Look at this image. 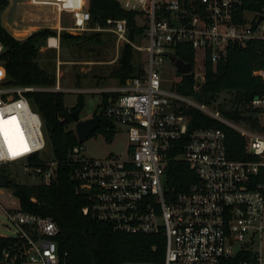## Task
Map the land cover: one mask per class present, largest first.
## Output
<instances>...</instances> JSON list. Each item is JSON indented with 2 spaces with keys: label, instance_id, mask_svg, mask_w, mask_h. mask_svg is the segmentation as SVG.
Returning a JSON list of instances; mask_svg holds the SVG:
<instances>
[{
  "label": "built area",
  "instance_id": "1",
  "mask_svg": "<svg viewBox=\"0 0 264 264\" xmlns=\"http://www.w3.org/2000/svg\"><path fill=\"white\" fill-rule=\"evenodd\" d=\"M27 2L52 7L58 32L108 31L117 45L129 43L148 53L142 73L106 89L116 95L99 110L100 116L113 123V129L117 124L125 127L127 157L85 158L80 144L70 149L69 159L76 164L72 173L78 183L76 191L88 201L83 214L109 223L115 231L161 235L162 264H250V259L254 264H264L261 251L253 248L255 240L264 247V181L257 179L264 168L263 119L258 124L254 117L255 128L235 126L220 109H210L209 104L178 93L173 84L179 79L169 88L162 79L163 64L172 63L169 56L177 43H190L194 52H208L210 61L216 64L229 42L244 46L251 39L264 41V0L256 11L242 10L241 0H119L122 9L135 12L136 20H143L141 37L145 35L149 41L145 47L130 41L125 18H107L104 26L94 19L95 25L91 26L87 0ZM63 14L71 25H61ZM49 37L47 45L56 47L49 44ZM2 50L0 42V54ZM203 73H194L195 80L202 83ZM254 74L264 79V68ZM5 79L0 62V121L16 117L27 149H16L19 155L13 156L0 135V165L18 164L37 178L36 184L48 185L55 178L58 160L44 155L47 141L43 122L24 94L39 88L8 85ZM51 89L60 90L59 84ZM248 106L264 118V87ZM190 107L235 129L245 139V153L256 159L232 158L222 128H190ZM171 161L186 163L194 176L182 190L167 181ZM3 211L14 230L0 248V261L67 264L66 253L58 251L55 236L59 226L52 217L19 208Z\"/></svg>",
  "mask_w": 264,
  "mask_h": 264
},
{
  "label": "trees",
  "instance_id": "2",
  "mask_svg": "<svg viewBox=\"0 0 264 264\" xmlns=\"http://www.w3.org/2000/svg\"><path fill=\"white\" fill-rule=\"evenodd\" d=\"M7 5L8 0H0V15ZM260 6L261 0H241L240 8L256 11ZM87 7L91 17L101 26L105 25L107 18H125L130 41H136L141 37L143 27L138 26L136 13L122 9L119 0H87ZM99 34L95 32L89 38L98 41ZM48 36H56V31L45 27L33 31L24 39H17L2 24L0 16V42L3 46L0 62L6 72L4 83L39 88L26 91L24 94L41 117L46 141L52 156L58 160L55 178L48 185H23L10 181L11 188L18 197L19 209L50 216L56 221L59 232L55 240L59 253L61 255L66 253L67 264H122L125 261L162 264L164 240L161 235L115 231L109 223L83 214L82 208L88 201L83 193L76 191L78 183L72 178L76 164L69 159L70 149L79 143L73 127L70 126L73 123L71 112L76 109L80 111L83 106V93H79L77 103L69 109L63 103V91L51 89L56 83L55 75L43 68L38 61L40 47ZM59 37L61 40H75L80 35L62 31ZM172 54L194 65L195 52L190 43H177ZM263 68V40L251 39L244 46L229 42L222 58L216 64L210 61L209 53L206 52L203 60L204 80L199 87H195L196 80L192 71L189 74L177 72L180 78L173 84V88L182 95L191 96L209 105L216 101L220 93H228L230 107L224 108L220 103L214 107L220 109L223 116L229 120H246L256 111L248 104L263 93L264 79L254 74L255 70ZM141 73L142 64L135 61L133 47L129 43H124L118 64L113 67L109 76L123 84L126 79ZM114 95H116L114 92H101V102L95 113ZM187 114L190 128H222L226 133L227 151L232 158L256 159L245 153V139L232 127L194 107L188 108ZM253 119L250 126L255 128L256 119ZM95 132L103 133L105 139L110 141L113 137V123L100 116L99 124L92 134ZM263 173L264 168H261L258 180L264 181ZM166 175L169 185L174 186L176 190H182L194 180L187 164L181 161H171L167 166ZM0 176L6 177L1 173ZM2 239L0 248L10 238L0 237V240ZM243 257L249 258L247 255ZM250 260V264H254L253 259ZM15 264L21 263L17 260Z\"/></svg>",
  "mask_w": 264,
  "mask_h": 264
},
{
  "label": "rangeland",
  "instance_id": "3",
  "mask_svg": "<svg viewBox=\"0 0 264 264\" xmlns=\"http://www.w3.org/2000/svg\"><path fill=\"white\" fill-rule=\"evenodd\" d=\"M1 22L6 29L17 39H24L33 31L48 27L56 31L58 37V46L56 48L47 47V37L42 42L38 61L40 65L55 75L56 84H59L60 90L63 91V103L71 109L78 100L79 93H83V106L79 111L80 119H89L93 116L97 106L101 102V92L119 85L115 78L109 76L110 71L118 64L123 45H117L115 36L108 31L99 32L98 41L95 38H89L94 31L78 32L61 30L58 32V23L56 13L52 7L32 5L27 0H8V5L1 12ZM141 26H145L142 19H137ZM61 25H71L70 19L63 14ZM67 31L73 35H80L75 40H61L59 34ZM49 37V44L57 45V38ZM56 38V39H55ZM134 44L145 47L149 44L147 36L143 35ZM134 49V48H133ZM205 53L201 49L195 52V62L193 65L194 73L202 74L203 60ZM134 59L140 62L142 66L147 63L148 53L134 49ZM180 77L177 70L166 61L163 64L162 79L164 86L169 88L171 83ZM55 86H53L55 88ZM229 94L222 92L218 95L216 101L208 105L210 109L220 103L222 107L229 108ZM245 114V113H244ZM257 117L258 124L264 118L253 113L246 120L233 121L227 119L235 126L242 127L250 125L253 118ZM256 121V120H255ZM43 122V121H42ZM242 122V123H241ZM257 124V122H256ZM74 129V122L70 125ZM15 129V130H14ZM17 127L9 126L0 128L1 135L8 149L16 140ZM44 131V127H43ZM45 133V132H44ZM18 136V135H17ZM83 146L82 155L85 158L99 159L109 155H119L127 157L129 142L126 129L124 126L117 124L113 129V137L107 141L103 133L95 132L88 136L83 142L78 143ZM10 151V150H9ZM45 156L52 155L51 149L47 143ZM0 173L5 174L12 182L31 185L36 184L37 178L23 171L18 164H1ZM19 208L18 197L13 192L11 185L0 186V235L12 236L14 227L8 221L5 210H16ZM264 240V231L262 233ZM253 248L261 251L264 257V247H260L258 240L253 243Z\"/></svg>",
  "mask_w": 264,
  "mask_h": 264
},
{
  "label": "water",
  "instance_id": "4",
  "mask_svg": "<svg viewBox=\"0 0 264 264\" xmlns=\"http://www.w3.org/2000/svg\"><path fill=\"white\" fill-rule=\"evenodd\" d=\"M178 14L182 15L183 13L179 12ZM90 25L91 26L95 25L94 18L91 19ZM176 25H179L178 21H176ZM169 59L178 73L189 74L192 72L193 65L191 63L184 62L181 59L177 58L175 55H170ZM200 84H201L200 79H197L196 86L199 87ZM71 117L73 118V121L75 122L74 131L76 134L77 141L79 143L83 142L85 139L88 138V136H90L94 132V130L97 128L99 121H100L99 111H97L92 118L80 119L79 109H76L71 112ZM6 185H10V180L4 176H0V186H6ZM0 264H4V263L0 261Z\"/></svg>",
  "mask_w": 264,
  "mask_h": 264
},
{
  "label": "bare ground",
  "instance_id": "5",
  "mask_svg": "<svg viewBox=\"0 0 264 264\" xmlns=\"http://www.w3.org/2000/svg\"><path fill=\"white\" fill-rule=\"evenodd\" d=\"M1 126H9V128L13 126L14 128L17 127V129L19 130V134H18V132L16 133V140L12 143V145L10 147L11 148V151H10L11 153L16 151V149H20V150L27 149V145L24 142V137H23V134H22V130L20 129V126H19L15 116H11L7 120H1L0 121V128H1ZM0 135H1V131H0ZM1 137H2V135H1ZM2 139H3V137H2ZM3 142H4V140H3ZM4 145H5V148L7 149V151H9V149L7 148L5 142H4Z\"/></svg>",
  "mask_w": 264,
  "mask_h": 264
},
{
  "label": "crops",
  "instance_id": "6",
  "mask_svg": "<svg viewBox=\"0 0 264 264\" xmlns=\"http://www.w3.org/2000/svg\"><path fill=\"white\" fill-rule=\"evenodd\" d=\"M7 30H8V29H7ZM30 34H31V33H30ZM55 37H56V36H55ZM56 38H57V37H56ZM56 38H55V39H56ZM52 46H56V47L58 46V38H57V45H52ZM47 47H50V46L47 45ZM56 47H50V48H56ZM5 127H7V126H1V128H5Z\"/></svg>",
  "mask_w": 264,
  "mask_h": 264
},
{
  "label": "snow or ice",
  "instance_id": "7",
  "mask_svg": "<svg viewBox=\"0 0 264 264\" xmlns=\"http://www.w3.org/2000/svg\"><path fill=\"white\" fill-rule=\"evenodd\" d=\"M11 151V148L9 149ZM26 150V149H25ZM12 155L15 156V155H19L18 152H12Z\"/></svg>",
  "mask_w": 264,
  "mask_h": 264
},
{
  "label": "flooded vegetation",
  "instance_id": "8",
  "mask_svg": "<svg viewBox=\"0 0 264 264\" xmlns=\"http://www.w3.org/2000/svg\"><path fill=\"white\" fill-rule=\"evenodd\" d=\"M93 116H94V114H93ZM93 116H92V117H93ZM92 117H91V118H92ZM73 122H74V121H73ZM74 123H75V122H74Z\"/></svg>",
  "mask_w": 264,
  "mask_h": 264
}]
</instances>
